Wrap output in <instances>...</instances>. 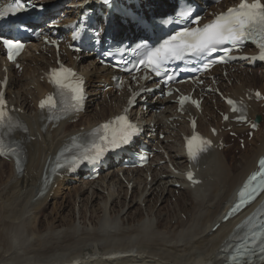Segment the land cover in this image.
<instances>
[{"label":"bare ground","instance_id":"1","mask_svg":"<svg viewBox=\"0 0 264 264\" xmlns=\"http://www.w3.org/2000/svg\"><path fill=\"white\" fill-rule=\"evenodd\" d=\"M40 46L37 45V49L31 51L23 62L36 60L43 65L48 58L43 57ZM37 51L42 52L41 57L35 56ZM71 64L87 77L91 85L92 97L87 114L75 124L64 122L58 127L49 126L45 130L42 129L40 117L31 116L26 110L31 111L30 99L36 104V99L48 88L45 83H41V70L46 68H26L24 76L19 78L13 67L8 66L9 98L22 109L24 113L19 115L27 125L28 133L22 137H25L28 158L22 175L14 174L12 167L8 165L7 169L6 163L0 162V264L219 262V257L227 249L238 225L252 214V211H248L237 220L226 224H221L222 217H219L222 210L228 209L226 204L236 196L238 188L255 169L258 158L264 154V121L261 130L254 133L250 141L247 139L246 149L239 158L228 156L226 153L211 154L206 158L203 162L206 164L203 176L207 183L203 189L198 187L195 192L187 188L185 191H179L177 197L168 183L161 187L156 182L158 177L155 175L156 184L147 185L146 179L142 180V176L137 174L132 181L138 184L143 181V191L139 187L135 189L128 202L126 188L116 179L113 172H109L96 183H77L78 186L75 187L62 183L54 193L49 191L38 197L41 192V173L48 157L55 153L71 134L79 132L80 127H87L110 114L107 109V96L112 98V94H106L103 101L101 89L98 88L99 79L108 75L106 69L97 71L94 60ZM261 72L259 78H254L250 77L247 71L237 70L229 78V81H234L229 90L240 93L242 90L257 87L264 91V70ZM158 104L165 105V111L157 115L151 112L150 108L141 116V123L154 121L161 130L171 132L164 119L173 113L175 106L169 101H158ZM115 105V100H111V106ZM261 107L262 104L253 105V117L264 118V107ZM209 116L212 117L213 113ZM144 123L142 125H145ZM200 125L205 127L206 122L201 121ZM185 128V124L181 123L175 130V140L179 141L177 144L162 143L167 151L172 152L179 147V132ZM244 130L242 128L238 131L243 133ZM28 137L34 139L27 140ZM3 170L8 174L6 181H3ZM149 186L150 190L145 191ZM65 187L74 188V198L69 199L73 206L72 212L68 211L67 215L58 212L55 217L49 218L44 214V210L49 208L51 194L52 200L57 199L62 193L61 189ZM100 190L107 195L101 194ZM174 197L177 203L171 205ZM143 204H146L145 210L142 209ZM67 207L64 205L62 210L66 211ZM219 224L221 226L215 230L214 227Z\"/></svg>","mask_w":264,"mask_h":264},{"label":"snow or ice","instance_id":"2","mask_svg":"<svg viewBox=\"0 0 264 264\" xmlns=\"http://www.w3.org/2000/svg\"><path fill=\"white\" fill-rule=\"evenodd\" d=\"M104 4L110 3V0H103ZM22 7L21 0H14L7 7L0 9V17H4L9 13H15ZM191 15L189 11H183L181 18ZM198 23V18L197 21ZM251 40L258 49V59L264 60V2L262 0H240L235 7L228 8L225 12L218 14L210 23L204 24L202 27L184 28L183 30L170 36L163 43L154 49L148 50L144 54V59L140 61L146 69L160 76L164 71V65L172 60H182L188 54L193 56H203L214 53L222 45L231 44L233 47L241 45L244 41ZM0 42L8 50V58L14 60L19 54L23 45L16 40L8 39L0 36ZM228 51V49H224ZM207 67V65H205ZM147 79V77H144ZM172 79L171 76L168 77ZM49 81L54 84L58 90V94L62 100V111L67 113L71 110H79L84 100V81L70 68L60 66L52 69L49 73ZM138 93H133L129 99V105L135 103ZM261 98L259 92L256 93ZM190 101V97L183 96L179 99L181 110L183 105ZM191 103L199 107V103L191 100ZM227 103L232 107L233 112L241 111L239 119L244 120L245 117L241 109L236 107V102L228 99ZM39 107L44 110L52 111L57 107V101L53 95H48L39 102ZM128 109L125 108L123 114L101 124L95 130L98 138L94 140L90 147L86 148L79 157H73L72 162L75 164L80 159L95 160L100 158L106 151L120 148L122 145L129 144L133 137L140 132L139 127L133 123L128 115ZM227 120L228 116H224ZM193 133L189 137H185V148L189 159L196 160L199 154L207 151L211 146V140L205 139L195 131L196 122L192 121ZM253 127L256 125L253 124ZM21 127L19 123H13L6 111V101L3 93H0V129L7 128L9 132L15 128ZM27 131L26 128L23 129ZM215 134V129L212 130ZM67 151V149H66ZM7 154L16 155L15 148H9L0 140V156ZM19 168V160H17ZM56 167H62L60 163ZM187 178L193 183L198 181L193 179L191 172L187 173ZM264 193V157L258 161V170L253 172L248 180L242 186L238 193V202L232 207L228 215H232L238 211L242 205L252 202L260 194ZM255 231H251V235L246 237L245 242L237 249L235 255L232 256L234 264H239L241 257L247 256L250 252L255 254L250 247H259L260 252L264 253V222L259 225L252 226Z\"/></svg>","mask_w":264,"mask_h":264},{"label":"rangeland","instance_id":"3","mask_svg":"<svg viewBox=\"0 0 264 264\" xmlns=\"http://www.w3.org/2000/svg\"><path fill=\"white\" fill-rule=\"evenodd\" d=\"M261 74H262V72H261ZM260 77V76H259ZM258 77V78H259ZM264 119V118H263ZM263 123V122H262ZM245 149H246V144H245ZM229 152H230V150H229ZM231 153V154H230ZM230 153H228V151H227V155L228 156H230V155H232V156H235L236 158H239V156H238V154L235 152V153H233V152H230ZM3 190L5 189V187L4 188H2ZM64 189H67V190H63V193H60V196H59V198H57V199H55V200H53L51 203H50V205H49V208L46 210V213H45V215H48L49 216V218H50V216H52V217H55L57 214H58V212L59 213H61V214H65V215H67L68 213V211H71L72 212V210H73V206H72V204L69 202V199L70 198H74V193L72 192V194H71V192L70 191H68V189L69 190H72V189H74V188H72L71 189V187H65ZM72 191H74V190H72ZM68 197V198H67ZM178 197V196H177ZM62 198H64L63 200H62ZM64 205H66V206H68L67 207V209H66V211L65 210H62V208L64 207ZM144 205V204H143ZM162 207V206H161ZM168 207L166 208V211H168ZM60 210V211H59ZM132 213L134 214L135 213V211H132ZM75 214H78V212H75ZM183 218H185V216H183ZM31 224L33 225V220H32V222H31ZM151 244H149V246H150Z\"/></svg>","mask_w":264,"mask_h":264}]
</instances>
